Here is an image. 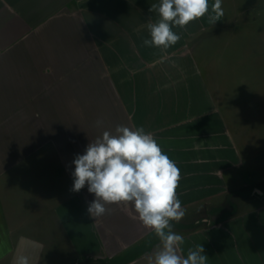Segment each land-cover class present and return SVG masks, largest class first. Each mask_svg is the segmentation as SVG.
Here are the masks:
<instances>
[{"label": "crops", "instance_id": "crops-1", "mask_svg": "<svg viewBox=\"0 0 264 264\" xmlns=\"http://www.w3.org/2000/svg\"><path fill=\"white\" fill-rule=\"evenodd\" d=\"M158 2L0 0V264H148L160 242L130 204L95 219L87 185L70 190L75 156L121 124L180 169L185 257L202 244L207 264H264V151L216 94L203 62L216 51L201 50L227 19L145 46Z\"/></svg>", "mask_w": 264, "mask_h": 264}, {"label": "clouds", "instance_id": "clouds-1", "mask_svg": "<svg viewBox=\"0 0 264 264\" xmlns=\"http://www.w3.org/2000/svg\"><path fill=\"white\" fill-rule=\"evenodd\" d=\"M149 11L157 14V20L148 24L150 39L143 44L164 49L180 40L173 27L184 28L206 14L215 24L224 16L222 0H214L210 14L209 0H159ZM96 123L99 126L102 121ZM72 163L75 168L70 190L78 193L87 185L95 196L88 204L90 216L110 215L109 206L127 203L142 224L155 233L160 243L148 256V264H207L202 244L188 248L186 257L183 254L185 238L173 230L172 223H179L186 214L176 192L180 169L152 133L143 127L117 125L114 132L104 131L90 141L84 154H77ZM15 264H29V258L21 255Z\"/></svg>", "mask_w": 264, "mask_h": 264}, {"label": "rangeland", "instance_id": "rangeland-1", "mask_svg": "<svg viewBox=\"0 0 264 264\" xmlns=\"http://www.w3.org/2000/svg\"><path fill=\"white\" fill-rule=\"evenodd\" d=\"M222 8L225 24L201 48L220 56L203 62L215 79L216 94L232 104V112L247 115V129L264 151V0H222Z\"/></svg>", "mask_w": 264, "mask_h": 264}]
</instances>
